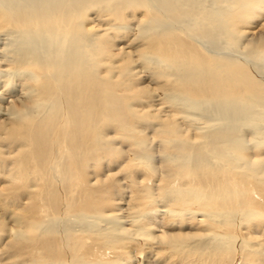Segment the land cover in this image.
<instances>
[{"label": "bare ground", "instance_id": "bare-ground-1", "mask_svg": "<svg viewBox=\"0 0 264 264\" xmlns=\"http://www.w3.org/2000/svg\"><path fill=\"white\" fill-rule=\"evenodd\" d=\"M260 1L0 0V34L8 40L1 51L8 64L0 60V79L6 78L3 82L7 86H3H9L10 96L15 92L21 94L6 104L0 94V141L12 145L14 155L21 147L29 149L28 159L16 157L12 169L6 172L8 185L17 184V189L12 190L17 192L9 200L15 202L21 191L29 193L28 198L33 199L27 207L31 219L32 215L40 217V221H29L26 231L14 234H27L26 264H78L74 261L85 251L87 232L93 230L103 236L105 231L98 227L100 220H88L91 211L97 210L92 198L98 190L88 189L93 184L83 174L91 162L100 166L104 160L115 165L126 153L138 170L146 171L148 179L161 173V179H157L164 192L177 196L173 200L176 205L187 195L192 196L188 202L192 206H208L202 216L208 220L210 232L223 222L217 221L218 217L229 222L231 229L241 223L239 216L245 217L246 222L252 220L249 217L255 214L248 215L240 202L250 201L255 184L264 185V78L258 72L260 69L255 68L264 63V31L244 45L240 38L246 33L243 25L263 7ZM236 49L243 54L234 56ZM147 97L178 110L164 116L156 110H139L142 98ZM178 116L192 123L184 128L177 122ZM154 117L159 122L158 133L142 137V125L147 127L146 121ZM198 121H204L202 126ZM191 129L195 131L192 135ZM110 131L120 137L127 151L108 137ZM153 138L160 140L161 159L157 165L150 143ZM242 151L262 155L254 162L252 158H240ZM210 155L215 170L221 174V185L214 183L216 191L208 200L197 189L189 169L207 166ZM32 161H42L48 173ZM105 180L94 185H102ZM178 182H182L183 189H178ZM52 187H57L55 191L59 189L62 197L65 188L71 194L77 189L82 203L79 211L72 215L73 206L68 201L73 198H65L57 209L59 200L56 202L55 192L51 193ZM232 203L235 207H231ZM88 204L94 206L89 212ZM174 212L168 210L170 215ZM195 213L199 216L198 211ZM44 215L47 221L41 220ZM74 227L81 230L80 236H70ZM147 235L151 237L150 233ZM208 235L194 243L198 250L209 246L216 249L224 244L217 242L218 233ZM248 235L260 239L254 229ZM162 238L170 241L167 233ZM226 238L229 240L230 236ZM257 246L260 249L251 252L249 264H255L256 257L264 255V241ZM57 252H63L66 258L62 259Z\"/></svg>", "mask_w": 264, "mask_h": 264}, {"label": "rangeland", "instance_id": "rangeland-1", "mask_svg": "<svg viewBox=\"0 0 264 264\" xmlns=\"http://www.w3.org/2000/svg\"><path fill=\"white\" fill-rule=\"evenodd\" d=\"M260 3L263 4V7L260 8V10L259 9L256 10V14H254V17L249 20L248 24L243 25V28H244L243 31L246 32V33H243V35L240 38L241 39L240 43L242 42L243 45L246 43L247 40L251 39L252 37L254 38L262 34L264 31V0H261ZM133 24L134 23L131 22V25H130L131 28L134 27ZM7 44H8L7 37L0 34V58H2L3 56V58L0 60H1V63L5 65L8 64V62L6 61L4 57V55L6 54L2 53L1 51L6 48ZM240 52H241L240 50L236 49L232 52V54L238 57L240 56V54L241 55L243 54ZM263 64L260 63L259 64L260 66L258 64L255 65V68L257 66V68L260 69V71H258V69L256 68L257 71L261 74L262 78H264V68H263L264 65ZM144 77H147V76H144ZM5 79H6L5 77L0 79V94H3L4 98L6 99L5 100L6 102L4 101V103L6 104L12 101L13 98H15L16 94H18L17 96L21 94L19 92H15L10 96L9 92L7 91V88L9 86L6 87L7 84H4ZM143 83L145 86H149L147 82L143 81ZM3 84L6 86H3ZM145 98H142L143 104L140 103L141 106L138 107L140 108L139 110L143 109V110H146V112L148 113H152V112L156 113V111H159V113L163 114L164 116L165 114H167V112H174V110L176 109L173 106L172 107L169 105L165 106V104H162L159 101H157L158 99H156L157 102H155V101H152V98H148V97L147 99ZM4 106L5 105H3L2 107ZM177 110L178 109H176V111ZM1 118H2V115L0 116V120ZM177 118L179 120L177 122L181 124V126L184 128L188 127V125L192 123L189 120H188L189 122L186 120H185L186 122H184L180 116H178ZM189 118H192V117H189ZM155 119L157 118L154 117L152 121H146L145 126L150 125V127L148 126L144 127L142 125V128L144 129L142 131L144 134V135H141L142 137L143 136L144 138H149L151 136L153 137V134L159 128L157 126L159 122ZM203 122L204 121H198L197 123H199L200 126H202ZM156 133H158V131ZM194 133L195 131H193L192 129L189 132L190 135ZM108 137L111 138V140L115 143L117 147H123L124 150L126 151L128 150L127 147H124L123 145H121L120 137L118 135H115L114 132L110 131V133L108 134ZM150 143H151L152 148H154V152H155L154 153L155 155L154 163L158 164L160 163L159 159H161V158L158 159L159 155H161L159 154L160 140L158 138H153L152 141H150ZM262 152L264 154V148ZM241 153L242 154L238 155L240 156V158H243V159L252 158L251 161H254V162L258 161L260 156L262 155V154L253 155V152L250 153L249 151H244V152L242 151ZM14 154L15 152H14V148L12 145L5 143L3 140L0 141V172H1L0 173V264H26L27 263V254H26L27 248L25 244L26 239H27V234L24 233L18 237L14 236V234H17V232L26 231L28 222L32 221L33 219L34 221H40L39 216L37 217L34 216L33 218V215H32V219H31V215H30L31 211L27 209V207L30 208V206L32 205L30 204L31 200H33V199L28 198L27 195H29V193L26 192L25 194L24 193L25 191L23 192L21 191L22 195H20L19 198H16L15 202L11 203L9 200V196L17 192V190L12 191L14 188L17 189V184L14 183V186L8 185L9 178L6 177V172L8 173V171L12 169L13 165L11 163H13L16 157L18 158L19 156L20 159L27 160L29 157L28 156L29 149L27 147L25 148L21 147L19 152L17 153L18 155H14ZM34 158H36L37 161L40 160L39 157L37 158L36 156H34ZM129 159L130 157L126 153L125 155H122L121 158H118L115 161L116 162L115 165L108 164V161H104V160L103 162H101L100 166H97L96 164H94V162H91L89 163V166H88L89 168H87L86 172L83 174L84 176H87L88 180H90L91 184H93V186H89L88 189L98 190V193L97 194L94 193L93 195L94 197L92 196L93 197L92 204L96 207L97 210H93V212L91 211V214L88 215V216H91V219H88V220L90 221H92V219L100 220L101 224H99L98 227L99 226L104 227L105 231L103 232L104 233L103 236L106 238L105 239L106 241L104 240L102 235H99L98 232H97L98 234H96L95 231L89 230L90 232H87L86 234L89 237V239L87 241V244H86L87 246L85 248V251L83 252L81 256L82 258L79 257V259L78 260L76 259L74 262H78V264H82L83 262L82 259H83L86 264H116V263L117 264H249L248 259H249L251 252L254 249L259 250L260 248L257 246L258 243L264 241V192H263L264 185L263 184H260V183L255 184L256 191L253 192V194L251 193L249 197L250 201L243 202L241 200L240 202V207L241 208L243 207V209H245L244 211H246L247 214L248 212L250 214L251 213L255 214L253 216L252 214L251 215L248 214L250 215L249 218H252V220H248L246 222L245 220H243L245 217L243 218L239 216V218L237 217V219L241 221V223L239 222L236 225L232 224L234 226H233V229H231L229 228L230 227L229 222H227L223 217H218L217 221L218 220L219 222L223 221L221 223V225L223 226L220 225L217 229H215L212 232L214 234L218 233L217 237L219 238L217 242H221V243L224 242V244H222V246L216 249H213V246L212 247L209 246L201 251L197 249L194 243L199 240H203L202 238L207 234L209 235L213 234L212 232L209 231V228L206 226L208 223L207 222L208 220L205 219L206 218L205 216L204 217L202 216L204 212L208 211L207 209L208 206L203 207L202 205L199 206L198 204H194L195 206H192L193 204L188 203L190 200V197H192V196H189L190 194H188L189 199L187 198V195H186V197H184L183 199L184 201L182 203L178 202L179 204L177 205L179 206H177L176 205L177 202L173 203V200H175L177 196L175 194L170 193L171 196L168 199V196L170 195L168 193L169 191L164 192L165 189L163 188V184L160 182V179L162 177L160 172H157L156 174H154V176H152L153 180L150 178L148 179L146 175V171L138 170L136 167V163L130 162L131 160ZM127 160H129V163ZM36 162L32 161L33 164L34 163L36 164ZM221 162L226 165L225 163L226 160L224 158H221ZM37 165L39 167L43 166L41 167V170L48 173L47 170L44 169L46 165L42 161L37 162ZM209 165H213V166L210 167ZM134 170L136 171L134 172ZM189 170L192 171V172L190 171L191 179L193 180L194 178L196 185L198 186L201 185L200 187L196 186L197 189L201 190V192L205 194L208 200H211V197L213 196V192L216 191V188L214 187V183L221 185V180H220L221 174L220 172H217L215 170V165L213 162L212 155H210L209 164L207 166L199 167V168L193 167ZM236 172L239 173L238 171H234L236 175H237ZM104 174H105V177H104ZM114 175L115 177H113ZM133 175H134V178L135 176H137V178H135L134 180H133ZM99 177L101 178L100 180H105L107 178L106 179L107 181L105 180V183L103 182L102 185H94L95 182L99 183L100 181ZM157 178H160V179H157ZM181 183L182 182H178L179 184L178 189H183V187L181 186ZM192 186H194V184H192ZM55 188L57 189V187H52L51 193L53 194L55 192L53 195L54 197H56V202L59 200V202L56 203L57 209H59V206L61 207V204L63 203L62 201H64L65 198L67 201L72 200L73 198L71 202L70 201L68 202L70 204L72 203V206H73L72 215L77 213L79 211L80 205H82L81 199H80L81 195H79V191L76 189L74 190V192L76 191L77 192L71 194L68 188H65L64 195L62 197L61 193H59L60 191H58L59 189L55 191ZM10 191H12V194ZM100 192H102V194H100ZM211 192H212V195H209V193L211 194ZM68 193L70 194L68 195ZM103 195L105 196L103 197ZM161 195L163 196V199ZM4 197L6 198L2 200ZM166 197H167V200L165 201ZM258 197H261L262 200H259ZM161 199L164 201H161ZM240 199L241 198H239V200ZM166 202L168 204H166ZM185 202L187 203L189 208L187 205H185ZM33 203L35 204L36 202L34 201ZM171 203L173 204L171 205ZM47 204L50 206V201L49 202L47 201ZM168 205H170L171 207H169ZM208 205L211 207L210 204ZM86 206L87 204H85V207ZM94 206H91V207L93 208ZM186 206L187 208H184ZM91 207L88 209V211L87 210L86 211L89 212L92 209ZM205 207L206 209H204ZM231 207H235L234 203L231 204ZM193 209H195L196 211ZM168 210H173V211L175 210V212L173 215H170V213H168ZM202 210L203 212H201ZM34 211H36V209ZM185 211L186 213L184 214ZM197 211H198L199 216L197 215V213H195L194 215V212H197ZM179 212H182V213H179ZM175 214H179V216L178 215L174 216ZM254 216L256 217L253 218ZM136 218H138V221ZM139 218L142 221H140ZM134 219H136L137 222H135ZM237 219H235V221H237ZM41 220L47 221V217L44 215L43 219ZM153 221L158 222V223L155 224V222ZM114 223L115 225L113 226ZM77 227H74L73 230L75 231L72 232L73 234H71L70 232L71 237H73L76 234L78 236L81 235L80 233L81 230ZM114 227H117V228H114ZM112 229H115L116 231H113ZM124 229L129 231V232L126 231L128 234L124 232L125 231ZM137 229L138 230L141 229V230L138 231ZM253 229L256 230V233L259 235L260 239L255 240L248 235L249 233L253 231ZM112 231L115 233H113ZM123 232L126 235H124ZM135 233H138V234H135ZM149 233L153 240H151L150 236L149 237L148 235L145 236L146 234H149ZM163 233H167L170 236V241L169 240L166 241L165 239L162 238ZM226 234H229V235H226ZM171 235H175L176 237L172 238ZM96 236L98 237V239H96L97 238ZM111 236H114L115 238L114 237L111 238ZM226 236L227 237L230 236V239H229L230 241L227 240ZM99 238H102V239H99ZM148 238H150V241ZM107 239L110 241V243ZM252 241L254 245H251L253 244ZM99 242H102L103 244ZM114 242L115 243L118 242L119 245H117V243L114 244ZM217 242H213V244L215 245ZM246 244L250 245V247L248 246L249 247L248 248ZM112 245L114 246V248H118V249H114ZM119 246H123L122 249ZM107 247H108V250H107ZM110 247L112 248L109 249ZM95 248L97 249V251H95ZM119 248L121 249V251ZM101 250H104V251L101 252ZM86 251H87V254H86ZM56 254L58 255L63 254V256L60 255V257L62 259L66 258L63 252L62 253L57 252ZM104 254L106 257L104 256ZM117 254H118V257H117ZM85 256H87L88 259H86ZM102 256H104L105 258H103ZM256 258L257 259H255L254 261L259 262L258 259L264 261L263 260L264 255H261L260 257L257 256ZM262 261L259 262V264L260 263L264 264V262ZM257 262L255 264H257Z\"/></svg>", "mask_w": 264, "mask_h": 264}]
</instances>
